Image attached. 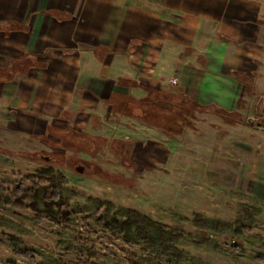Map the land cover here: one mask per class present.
I'll list each match as a JSON object with an SVG mask.
<instances>
[{
	"label": "rangeland",
	"instance_id": "1",
	"mask_svg": "<svg viewBox=\"0 0 264 264\" xmlns=\"http://www.w3.org/2000/svg\"><path fill=\"white\" fill-rule=\"evenodd\" d=\"M255 2L260 5L257 16H261L264 23V0ZM262 35L264 39V27ZM261 61V66L243 62V67L258 73L255 77L250 75L253 88L219 75V64L215 62L208 75L187 76L186 87L177 82L173 84V79L167 84L173 89L184 87L199 102H215L238 110L251 126H228L215 117L199 115L193 130L186 129L182 136L170 139L153 128L128 120L109 125L107 113L101 106H79L85 110L74 120L67 121L69 126L82 131L92 129L93 122L86 115L91 109L98 113L96 132L99 135L114 137L122 135L120 131L124 128L130 130L128 139L136 141L130 158L138 164L137 169L120 167L108 146L103 147L102 154L94 155L50 147L44 142L48 139L57 141V138L48 130L37 133L33 121L26 117L21 121L14 109L0 107V185L5 189L17 183V175L27 176L47 166L38 156H33L37 160L33 161L3 154L2 149L36 155L55 152L68 157L80 156L107 172L126 177L134 175L138 180L134 190L115 188L75 175L67 168L55 167L54 171L67 180L64 198L70 206V222L57 226L47 220H36L29 210L0 206V221L15 225L10 229L0 226V239L3 234H13L21 240L19 248L40 255L36 263L23 261L6 244L0 246V264H264V130L257 125L264 119V59ZM223 68L230 69L228 66ZM134 93L141 94L139 91ZM237 99L242 101L243 108L236 109ZM52 120L56 125L67 126L58 121L56 110ZM36 135H44V142L36 139ZM26 186L31 185L27 183ZM94 200L112 203L115 210L110 215L120 217L119 209L122 208L134 210L159 225L193 236L209 237L221 246L238 245L243 253L214 252L181 242L178 249L183 253V259L175 261L159 250L142 243H126L121 237L98 228L94 223L97 208ZM241 204L261 211L253 221L251 234L240 237L211 235L191 224L194 213L227 223L241 221ZM258 255L263 256V262L255 260Z\"/></svg>",
	"mask_w": 264,
	"mask_h": 264
},
{
	"label": "crops",
	"instance_id": "2",
	"mask_svg": "<svg viewBox=\"0 0 264 264\" xmlns=\"http://www.w3.org/2000/svg\"><path fill=\"white\" fill-rule=\"evenodd\" d=\"M257 4L255 0H0V70L25 56L40 64L0 82V107L14 109L20 120L33 121L37 133L72 128L129 141L128 128L114 137L99 135L98 113L91 109L86 115L92 129L82 131L67 121L85 110L81 107L101 106L109 125L118 120L144 125L123 116L110 117L105 100L113 93L143 97L142 88L168 89L172 79L186 87L187 76L208 75L212 62L219 64V75L233 80L232 70L249 79L257 76V71L243 67L244 61L263 64L264 23L257 16ZM132 82L138 87H129ZM55 110L58 121L67 126L54 123Z\"/></svg>",
	"mask_w": 264,
	"mask_h": 264
},
{
	"label": "trees",
	"instance_id": "3",
	"mask_svg": "<svg viewBox=\"0 0 264 264\" xmlns=\"http://www.w3.org/2000/svg\"><path fill=\"white\" fill-rule=\"evenodd\" d=\"M36 67H40V64L35 61L34 57L25 56L15 59L10 68L0 70V82L13 80L16 76L25 74ZM229 74L244 87H254L253 81L243 72L232 70ZM128 85L132 88L138 87L136 82L128 83ZM142 89L145 91L143 97H136L130 93L111 94L104 102L110 117H127L154 128L169 138L182 135L186 129L193 130L199 115L213 116L228 126L240 124L251 126L249 120L239 111L226 109L213 102L201 103L193 99L184 89ZM236 108H243L241 100L236 101ZM257 125L264 130V119ZM48 131L57 138V141L48 139L44 142V135H36V139H41L55 149L82 151L88 155L102 154L103 147L108 146L120 167L125 170L138 167V164L130 158L136 141L92 136L72 128H50ZM1 152L10 156L26 157L33 161H37L33 156H38L47 168L36 170L27 176L17 175V183L11 185L9 189L0 185V206L29 210L36 220H47L57 226L68 224L72 214L64 198L67 180L63 175L54 171L55 167L67 168L75 175L98 180L115 188L134 190L138 185V180L134 175L126 177L121 173L107 172L98 164L84 160L80 156L68 157L64 153L55 152L50 155H36L3 149ZM27 183L31 186L27 187ZM94 203L97 206L94 223L98 228L112 236L121 237L126 243H142L159 250L171 256L175 261L183 259V253L178 249L181 242L214 252H233L239 255L243 253V249L238 245L221 246L209 237L193 236L176 228L159 225L134 210L122 208L119 209L120 217L110 215L115 210L112 203L100 200H94ZM240 210L243 219L238 222L227 223L194 213L191 216V224L199 231L211 235L232 234L240 237L251 234L253 221L261 211L247 204H241ZM0 226L6 229L15 227L14 224L6 221H0ZM6 244L12 248V253L23 261L36 263L40 258L36 251L19 248L21 240L13 234L1 236L0 246ZM255 260L263 262V256L258 255Z\"/></svg>",
	"mask_w": 264,
	"mask_h": 264
},
{
	"label": "built area",
	"instance_id": "4",
	"mask_svg": "<svg viewBox=\"0 0 264 264\" xmlns=\"http://www.w3.org/2000/svg\"><path fill=\"white\" fill-rule=\"evenodd\" d=\"M171 82H172L173 84H175L176 80L173 79Z\"/></svg>",
	"mask_w": 264,
	"mask_h": 264
}]
</instances>
